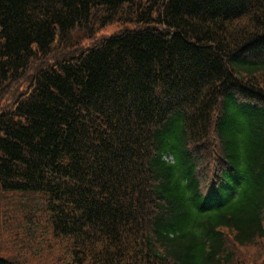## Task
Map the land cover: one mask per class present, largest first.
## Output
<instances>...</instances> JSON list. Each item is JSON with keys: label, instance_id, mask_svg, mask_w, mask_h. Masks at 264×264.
<instances>
[{"label": "trees", "instance_id": "trees-1", "mask_svg": "<svg viewBox=\"0 0 264 264\" xmlns=\"http://www.w3.org/2000/svg\"><path fill=\"white\" fill-rule=\"evenodd\" d=\"M29 257L264 264V0H0V264Z\"/></svg>", "mask_w": 264, "mask_h": 264}, {"label": "rangeland", "instance_id": "rangeland-1", "mask_svg": "<svg viewBox=\"0 0 264 264\" xmlns=\"http://www.w3.org/2000/svg\"><path fill=\"white\" fill-rule=\"evenodd\" d=\"M132 28H135V25L133 23H124V24L119 23V22L109 23L108 25H106L104 27L96 28L91 37H88L86 39L81 40L80 41V44L82 43L81 47L87 48V47L91 46L94 42L98 41V39L101 37H107L108 35H111V34L118 32L122 29H132ZM80 34H81V32L77 33L75 36L80 35ZM68 48L69 47H65L64 45L63 46L58 45L54 51L56 52L59 50V52H61V51L66 52V51H68L67 50ZM3 236L5 238L1 239V243H5L7 245V242L10 241V239L7 237V233H4ZM28 259L31 262V264H38V260L36 258L29 257Z\"/></svg>", "mask_w": 264, "mask_h": 264}]
</instances>
